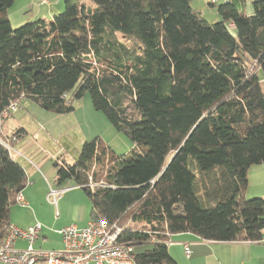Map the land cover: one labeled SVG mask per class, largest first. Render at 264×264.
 <instances>
[{
  "label": "trees",
  "instance_id": "obj_1",
  "mask_svg": "<svg viewBox=\"0 0 264 264\" xmlns=\"http://www.w3.org/2000/svg\"><path fill=\"white\" fill-rule=\"evenodd\" d=\"M13 1L0 0V114L19 99L68 113L70 98L88 94L134 143L114 154L86 140L73 163L54 166L58 185L81 186L90 219L124 229L136 264H178L167 242L179 233L261 239L264 199L245 191L249 167L264 161V0L249 14L245 0H222L214 23L190 0H64L60 14L15 28ZM6 118L0 244L28 181L1 137ZM144 243L152 248L133 250Z\"/></svg>",
  "mask_w": 264,
  "mask_h": 264
},
{
  "label": "crops",
  "instance_id": "obj_2",
  "mask_svg": "<svg viewBox=\"0 0 264 264\" xmlns=\"http://www.w3.org/2000/svg\"><path fill=\"white\" fill-rule=\"evenodd\" d=\"M15 1L21 4L22 12L23 7L32 9L34 1L41 3L40 0H14L13 4ZM211 1L213 0L209 2ZM63 2L64 0H50L44 10L35 4L33 14L29 17L22 15L17 25L38 16L48 18L53 10L62 8ZM8 17L12 25V19L9 15ZM259 83L264 94L263 74H259ZM22 166L29 181L21 192L27 205L19 204V207L11 205L9 223L23 229L39 222L41 230L32 246L45 250H60L62 241L57 231L70 224L84 226L90 220L89 199L81 186L72 181L58 185L54 182V177L50 180L38 165ZM247 180L245 196L264 199V161L249 167ZM52 191L54 195L51 194ZM27 244L25 239L19 238L15 242V247L23 249ZM185 246L189 248L188 256L184 252ZM167 249L178 264H264V228L259 241H207L190 232L179 233L170 238Z\"/></svg>",
  "mask_w": 264,
  "mask_h": 264
},
{
  "label": "rangeland",
  "instance_id": "obj_3",
  "mask_svg": "<svg viewBox=\"0 0 264 264\" xmlns=\"http://www.w3.org/2000/svg\"><path fill=\"white\" fill-rule=\"evenodd\" d=\"M209 1L190 0V5L207 22L214 23L220 19L216 12V6L222 0H213L215 1L213 5H210ZM245 1L246 13L249 14L251 13V0ZM32 3H34L33 6L29 7L33 11L35 4H38L41 10L47 7L46 4L37 1ZM20 8L21 4L15 1L8 10L14 28L19 26L17 21L21 20L22 15L29 17L33 14L32 9L23 7L22 12ZM63 10L64 5L60 10H53L48 18L60 14ZM44 17L38 16L27 22ZM232 32L235 34L233 29ZM258 74L262 73L259 71ZM69 100L73 110L68 113H56L46 110L28 99H22L18 109L7 116L2 127L1 137L10 143L12 157L26 167L38 165L40 170L50 177V180H53V177L55 180L56 167L54 163H57L58 166L63 163H73L86 140L100 142L114 154H124L134 148V143L123 132L117 131L101 111L93 107L88 94H84L79 99L70 98ZM20 129L25 132L22 133ZM16 132H20V135L16 136ZM89 183L94 184L91 178H89ZM246 197L248 198V196ZM13 206L19 207L20 205L15 203ZM151 248L152 244L150 243L133 246L134 251Z\"/></svg>",
  "mask_w": 264,
  "mask_h": 264
},
{
  "label": "built area",
  "instance_id": "obj_4",
  "mask_svg": "<svg viewBox=\"0 0 264 264\" xmlns=\"http://www.w3.org/2000/svg\"><path fill=\"white\" fill-rule=\"evenodd\" d=\"M49 1L40 0L44 4ZM20 101L19 99L11 103L0 114V118H6L17 110ZM51 194L54 195V192ZM15 202L27 205L21 192L16 195ZM40 230L39 222L23 229L9 225L0 244V264H136L131 256V246L118 239L124 229L104 219H90L82 227L70 224L60 228L57 231L62 241L60 250L34 248L32 244ZM19 238L28 242L23 249L15 247V242ZM184 252L189 255L188 246H185Z\"/></svg>",
  "mask_w": 264,
  "mask_h": 264
},
{
  "label": "bare ground",
  "instance_id": "obj_5",
  "mask_svg": "<svg viewBox=\"0 0 264 264\" xmlns=\"http://www.w3.org/2000/svg\"><path fill=\"white\" fill-rule=\"evenodd\" d=\"M22 192V191H21Z\"/></svg>",
  "mask_w": 264,
  "mask_h": 264
}]
</instances>
